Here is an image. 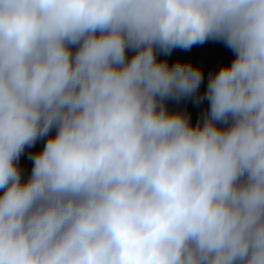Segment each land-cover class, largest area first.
<instances>
[{
	"label": "clouds",
	"instance_id": "1",
	"mask_svg": "<svg viewBox=\"0 0 264 264\" xmlns=\"http://www.w3.org/2000/svg\"><path fill=\"white\" fill-rule=\"evenodd\" d=\"M0 264H264V0H0Z\"/></svg>",
	"mask_w": 264,
	"mask_h": 264
},
{
	"label": "crops",
	"instance_id": "2",
	"mask_svg": "<svg viewBox=\"0 0 264 264\" xmlns=\"http://www.w3.org/2000/svg\"><path fill=\"white\" fill-rule=\"evenodd\" d=\"M233 55V52L223 43L208 40L203 44L194 45L187 51L183 49H174L171 56L169 57V62L172 63L175 60L180 59L198 64L204 72V83L201 86V91H203L206 87L209 73L217 70L221 64H230L231 60L233 59ZM186 107L191 114L192 122L195 123L200 112L207 107V103L205 102L200 106H196L191 101H189ZM40 147H42L41 144L36 146L37 149ZM21 164L24 168L30 171L31 162L27 159V155L22 157Z\"/></svg>",
	"mask_w": 264,
	"mask_h": 264
}]
</instances>
